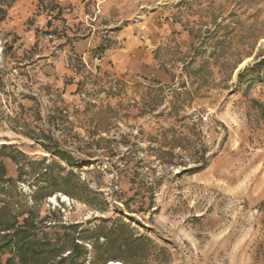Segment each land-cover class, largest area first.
I'll use <instances>...</instances> for the list:
<instances>
[{"label":"rangeland","instance_id":"obj_1","mask_svg":"<svg viewBox=\"0 0 264 264\" xmlns=\"http://www.w3.org/2000/svg\"><path fill=\"white\" fill-rule=\"evenodd\" d=\"M13 1L0 264H264V0H166L154 76L61 57L44 72L54 39L7 32Z\"/></svg>","mask_w":264,"mask_h":264},{"label":"crops","instance_id":"obj_2","mask_svg":"<svg viewBox=\"0 0 264 264\" xmlns=\"http://www.w3.org/2000/svg\"><path fill=\"white\" fill-rule=\"evenodd\" d=\"M165 1L15 0L7 8L5 28L30 41L48 40L46 34H55L56 46L37 57L46 60L43 71L51 75L57 71L52 65L57 58L89 59L97 54L100 67L154 76L160 70L152 66L150 48L160 37L161 28L155 30L154 21L155 14L166 8ZM138 14L151 16L150 30L143 31V40L139 24L132 21Z\"/></svg>","mask_w":264,"mask_h":264},{"label":"trees","instance_id":"obj_3","mask_svg":"<svg viewBox=\"0 0 264 264\" xmlns=\"http://www.w3.org/2000/svg\"><path fill=\"white\" fill-rule=\"evenodd\" d=\"M9 236H11V235H9ZM4 237H6V236H4ZM24 238H22V239H20V240H16V241H14V250L16 251V253L17 254H19V257L21 258V251H23L24 249H25V244H24V241H22ZM25 240V239H24ZM10 242L12 241V240H9ZM25 251V250H24ZM32 251H33V253H36L37 251H34V249L32 248ZM58 256V255H57Z\"/></svg>","mask_w":264,"mask_h":264},{"label":"built area","instance_id":"obj_4","mask_svg":"<svg viewBox=\"0 0 264 264\" xmlns=\"http://www.w3.org/2000/svg\"><path fill=\"white\" fill-rule=\"evenodd\" d=\"M97 12H98V10H97ZM46 37L49 39V40H53V39H55V34L54 33H48V34H46ZM84 60V62H85V64L86 65H88L89 64V62L90 63H94V64H97L98 62H99V57L98 56H92V57H90L89 59H83ZM88 60H90L89 62H88Z\"/></svg>","mask_w":264,"mask_h":264},{"label":"bare ground","instance_id":"obj_5","mask_svg":"<svg viewBox=\"0 0 264 264\" xmlns=\"http://www.w3.org/2000/svg\"><path fill=\"white\" fill-rule=\"evenodd\" d=\"M244 64L243 62L240 64V66ZM61 196L63 197V200H67V196L61 194ZM107 264H122L120 261H109Z\"/></svg>","mask_w":264,"mask_h":264}]
</instances>
